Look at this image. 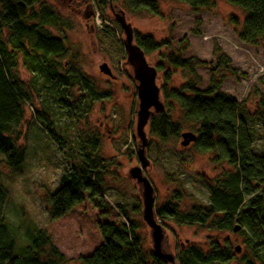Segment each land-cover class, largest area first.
I'll list each match as a JSON object with an SVG mask.
<instances>
[{
	"label": "rangeland",
	"instance_id": "obj_1",
	"mask_svg": "<svg viewBox=\"0 0 264 264\" xmlns=\"http://www.w3.org/2000/svg\"><path fill=\"white\" fill-rule=\"evenodd\" d=\"M61 16L56 26H47L53 35L63 38L69 49L63 72L82 74L96 92L108 95L96 100L87 116L74 125H67L64 115L46 99L34 97V105H26V115L21 123L22 135L18 144L25 147V160L17 168H10L0 153V178L8 191L3 208V217L14 229L18 246L28 242L26 231L36 225L49 234L56 247L65 255L64 264H81L82 256L90 255L102 242L98 231L99 222L124 221L118 204L138 225V232L144 239L145 251L153 250L151 229L143 219L142 187L129 174L141 165L138 150L141 141L137 134V112L139 99L133 68L127 61L124 40L125 33L115 17L123 10L134 30L142 36H152L156 41L165 42L159 50L146 54L150 65L156 67L164 62L162 56L171 52L182 58H195L214 63L220 54L231 59V66L238 70L236 77L227 75L221 90L232 95L241 103L240 115L247 118L253 137L254 150L264 155V129L256 115L259 94H264V42L250 45L239 39L245 12L225 0H214L211 8L194 11L187 4L175 0H158L159 14L146 11L133 13L122 2L112 3L105 9L96 0H42ZM41 6L37 4L36 9ZM237 17V24L232 17ZM135 35V34H134ZM220 52H219V50ZM111 74L105 73L106 69ZM211 67L198 65L195 74L177 69L165 63L169 69L170 89H181L189 80L197 81L198 88L210 85ZM21 79L31 80L29 74L19 66ZM163 72L158 71L157 85L162 87ZM77 98L82 93L80 86L71 89ZM108 93V94H107ZM105 95V96H106ZM162 96L173 122L182 126V132H194L197 126L184 118L183 111ZM53 107H52V106ZM49 116L59 118L57 130L76 139L77 135L98 134L101 138L99 154L108 162L110 173L102 183V195L109 203L104 209L95 208L87 198L64 218L49 219V205L44 202L48 193L55 192L61 185L60 177L71 161L49 138L42 123L35 115L34 108L46 110ZM52 108V110H51ZM58 110V111H57ZM48 112V111H47ZM148 145L146 156L151 161L145 175L151 181L155 192V208L179 196L180 208L206 206L210 202L207 183L213 184L226 171L232 170L226 162H215L213 152H200L193 143L182 146V136L171 137L164 142L150 134L146 128ZM165 231L164 249L177 256L183 245L196 244L209 249L212 241L227 242L234 251L241 245V253L251 254L246 244V227L242 222L238 231L220 227H201L173 219L157 218ZM48 250H45V254ZM233 260L229 264H235Z\"/></svg>",
	"mask_w": 264,
	"mask_h": 264
},
{
	"label": "trees",
	"instance_id": "obj_2",
	"mask_svg": "<svg viewBox=\"0 0 264 264\" xmlns=\"http://www.w3.org/2000/svg\"><path fill=\"white\" fill-rule=\"evenodd\" d=\"M96 1L103 9L121 1L133 13L159 14L158 0ZM175 1L187 4L194 11L214 5V0ZM225 1L245 12L239 39L250 45L262 44L264 0ZM40 3V8L36 9ZM232 18L237 24L241 23L237 17ZM60 20L61 16L52 7L42 4V0H0V153L10 168L19 167L25 160L26 149L18 144L23 133L20 125L25 119L26 105H34L35 96L51 101L59 114L64 115L67 125L84 119L96 100L108 96L96 92L84 75L63 72L68 45L47 29V26L58 25ZM135 41L145 54L167 45L137 32ZM162 59L164 62L156 68L163 72L161 89L163 97L169 100L168 108L177 103L185 120L197 124L195 149L215 153L214 161L226 162L232 170L226 171L213 184L207 183L211 195L206 206L196 205L183 210L177 202L179 196H176L155 208L156 216L163 221L173 219L203 228L221 226L233 231L239 225L235 223L242 222L251 253L238 259L235 248L232 251L227 242L223 246L221 241L214 240L209 249L196 244L183 245L178 250L177 260L180 264H229L237 259L235 264H264V155L254 150L247 118L240 115L241 103L221 90L223 79L227 75L236 77L238 70L231 66V59L225 54H220L214 63L184 59L174 52L162 56ZM165 63L191 74H195L198 65L211 67L209 87L198 88L197 81L189 80L181 89H170L167 85L171 73L169 69L164 71ZM20 65L32 76L28 82L21 79ZM74 86H80L82 90L77 98L71 91ZM259 95L256 115L264 129V94ZM48 108L50 106H46V110L34 108L35 115L49 138L71 161L60 177V187L45 197L49 219L57 221L66 217L87 198L95 208L109 207L102 195V183L111 169L99 154L101 138L94 133L77 135L73 139L59 132V118L49 116ZM149 131L164 142L183 133L182 126L173 122L165 110L151 117ZM7 198L8 191L0 178V264H64L66 257L56 247L51 234L36 225L29 226L26 231L28 242L17 245L14 238L17 229L8 224L2 214ZM118 207L125 220L99 222L97 228L102 242L92 254L80 258L81 264H168L153 250L145 251L139 225L122 205L118 204ZM141 211L142 208H137V212Z\"/></svg>",
	"mask_w": 264,
	"mask_h": 264
},
{
	"label": "water",
	"instance_id": "obj_3",
	"mask_svg": "<svg viewBox=\"0 0 264 264\" xmlns=\"http://www.w3.org/2000/svg\"><path fill=\"white\" fill-rule=\"evenodd\" d=\"M116 20L121 25L125 33V50L127 61L133 68L134 79L138 82L137 92L139 99V109L137 112V134L141 141V147L138 150V157L141 165L133 167L129 174L142 187L143 198V219L151 229L153 239V252L155 255L166 261L168 264H180L177 256L164 249L165 231L163 226L157 221L155 212V190L145 175V170L150 166L151 161L146 156L145 148L148 145V136L146 128H149V122L152 116L165 110V104L162 101V89L157 85L158 70L149 64L144 50L135 41V33L129 22H127L125 12L121 10L115 13ZM105 73L111 74L107 68ZM197 136L194 132L188 131L182 133V146H188L195 142ZM239 225L234 230H239ZM237 253L241 252V245L235 247Z\"/></svg>",
	"mask_w": 264,
	"mask_h": 264
}]
</instances>
